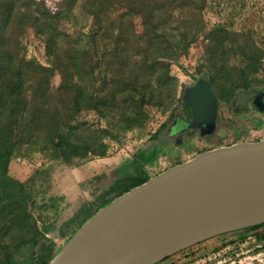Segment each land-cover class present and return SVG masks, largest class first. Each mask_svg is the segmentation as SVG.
I'll list each match as a JSON object with an SVG mask.
<instances>
[{
  "label": "trees",
  "instance_id": "16d2710c",
  "mask_svg": "<svg viewBox=\"0 0 264 264\" xmlns=\"http://www.w3.org/2000/svg\"><path fill=\"white\" fill-rule=\"evenodd\" d=\"M209 1L63 0L64 9L53 13L46 0H0V264H50L60 251L32 211L37 177L22 182L9 175L15 157L39 151L64 164L105 157L108 140L144 127L151 110L174 104L172 67L202 37L215 69L205 76L212 88L230 100L253 86L263 49L249 32L224 26L208 31ZM127 19H139L142 31L130 32ZM30 30L45 43L50 66L25 61L23 39ZM235 58L243 66L232 65ZM56 76L61 81L54 87ZM181 99L186 105L184 94ZM83 112H94L104 124L93 128L80 121ZM161 147L154 137L151 148L140 150L136 175L118 180L116 194L99 210L151 178L144 168ZM27 245L36 254L17 263Z\"/></svg>",
  "mask_w": 264,
  "mask_h": 264
},
{
  "label": "rangeland",
  "instance_id": "374dc122",
  "mask_svg": "<svg viewBox=\"0 0 264 264\" xmlns=\"http://www.w3.org/2000/svg\"><path fill=\"white\" fill-rule=\"evenodd\" d=\"M46 2L53 13L64 9L63 0ZM204 17L208 31L224 26L237 32H249L264 51V0H210ZM126 21L130 32L142 31L139 19ZM207 43L208 39L202 37L191 48L187 57L172 67V75L178 81L174 104L167 109L151 110V120L144 127L127 132L118 141L108 140L110 148L105 157H89L75 164H64L51 160L44 153L34 151L29 152L27 156L15 157L11 161L9 175L14 179L25 182L34 176L37 177L38 193L32 211L39 225L51 230L46 236L53 242L56 250L68 242L69 237L80 229L87 218L99 210L103 202L116 194L113 186L118 180L136 175L137 155L140 150L151 148L154 137L162 147L160 155L144 168L151 178L177 161L193 157L196 151L193 147H204L205 143H196L184 136L177 140L165 135L175 116L186 110V105L181 99L185 89L194 85L201 77H210L215 73ZM23 45L25 61H34L46 67L51 65L45 43L33 31L30 30L26 34ZM231 63L237 67L243 66L238 58ZM254 77L252 87L263 85L260 82L264 79V59L261 69ZM60 81L59 76L54 77L53 86L57 87ZM213 89L222 100L220 133L224 134L226 140L231 138L230 135L239 133L244 123L249 127L248 132L242 131L243 136H251V131H258L253 125V115L235 113L226 104L217 87L214 86ZM79 120L87 121L93 128L104 124L94 112H83ZM261 125V133L264 134V122ZM184 147H187V150ZM257 234L264 236V226L258 230L249 228L207 240L159 264H264V238L258 239ZM251 236L256 239L250 238ZM36 251L37 248L33 245L25 246L16 255V262L29 263ZM205 259L207 261L204 263Z\"/></svg>",
  "mask_w": 264,
  "mask_h": 264
},
{
  "label": "water",
  "instance_id": "95a60500",
  "mask_svg": "<svg viewBox=\"0 0 264 264\" xmlns=\"http://www.w3.org/2000/svg\"><path fill=\"white\" fill-rule=\"evenodd\" d=\"M208 82L184 92L194 112ZM264 225V140L202 152L116 198L50 264H159L207 240Z\"/></svg>",
  "mask_w": 264,
  "mask_h": 264
},
{
  "label": "flooded vegetation",
  "instance_id": "af4514ba",
  "mask_svg": "<svg viewBox=\"0 0 264 264\" xmlns=\"http://www.w3.org/2000/svg\"><path fill=\"white\" fill-rule=\"evenodd\" d=\"M208 82L211 86L210 81L206 77H201L197 82L186 88L194 89L198 85H202L204 82ZM216 99L215 104L211 99L208 108L203 112H194V108L190 103L186 102V110L183 113H179L175 116L172 124L167 128L165 137H175L178 138L184 136L196 143H205L204 147H193L196 155L213 150L219 147L231 146L236 143L241 142H257L264 140V134L261 133V124L264 122V84L261 86H254L247 90H242L237 92L232 100L225 99L226 104L237 114H251L255 118L253 123L254 127L258 128V131H251V136H243L242 131H247L246 123L243 127H240L241 131L239 133H234L230 135L231 138L226 140L224 134L220 133L222 131V123L220 121V105L221 98L217 95L211 86ZM184 91V92H185ZM242 125V124H241ZM248 132V131H247ZM187 150V147H184ZM191 157V158H193ZM189 158V159H191ZM189 159L183 161H177L170 167L176 166Z\"/></svg>",
  "mask_w": 264,
  "mask_h": 264
},
{
  "label": "built area",
  "instance_id": "2783aa9c",
  "mask_svg": "<svg viewBox=\"0 0 264 264\" xmlns=\"http://www.w3.org/2000/svg\"><path fill=\"white\" fill-rule=\"evenodd\" d=\"M250 238H255L256 239L255 236L254 237L251 236ZM209 259H211V257ZM206 261H207V259H205L203 262L205 263Z\"/></svg>",
  "mask_w": 264,
  "mask_h": 264
}]
</instances>
